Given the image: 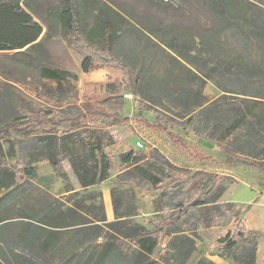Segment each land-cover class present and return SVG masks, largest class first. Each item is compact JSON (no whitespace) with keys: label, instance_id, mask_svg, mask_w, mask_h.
I'll return each mask as SVG.
<instances>
[{"label":"trees","instance_id":"16d2710c","mask_svg":"<svg viewBox=\"0 0 264 264\" xmlns=\"http://www.w3.org/2000/svg\"><path fill=\"white\" fill-rule=\"evenodd\" d=\"M191 1L202 5L215 19L214 32L219 37L223 34L229 38L232 49L223 59L217 57L216 65L206 73L199 75L187 69L191 77L199 78L202 83L210 79L212 74H218L230 85V88L225 89L216 83L224 94L196 113L191 110L192 116L187 119V124L195 132L205 128L208 133L212 131L214 123L223 117V111H226L219 109L225 102L227 93L248 97L250 100L245 103L247 111L240 112L232 120L228 130L227 138L231 136L229 143L236 145V150L228 149L216 141H209L208 134L203 133L199 138L219 148L217 156H209L191 148L169 129L168 122L147 119L139 122L164 135L172 146L194 162L224 168L248 166L264 175L263 164L253 160L259 155L264 156V0ZM84 5L97 11L93 16L94 27L89 32L84 31L81 22V8ZM125 23V18L102 0H78L76 5L63 4L59 0H0V51H14L16 60L31 67L39 80L54 83V88L42 84L40 94L52 103L53 108H66L69 111V116H65L51 108L38 111L18 108V118L0 125V140L7 141L15 134L23 140H37L32 147L37 151L38 158L32 162L45 159L58 171L62 168V160L67 159L81 188L106 181L110 166L103 149L114 144L109 128L126 125L131 120L123 115L126 100L122 95L128 91L138 98L145 90L143 82L136 77L131 67L117 58L112 51ZM144 31L158 38L166 49H170L177 57L171 56L176 63H179L178 59L189 64L196 61V57L189 53L191 42L179 43L176 38L169 37L162 39L150 28H144ZM60 32L68 35L77 49L84 54L80 64L82 73H87L92 67L112 66L121 70V79H114L115 95L98 102H87L82 108L71 101L70 92L64 89L62 83L69 79L75 80L76 75L71 71L52 68L43 62L46 54L44 40ZM86 33L99 39L96 45L88 42ZM208 37L201 42L204 47L210 45ZM245 51L253 53L256 56L254 60L246 59L249 55H245ZM205 64L204 61L203 65ZM183 97L178 96V101H183ZM141 104L144 103L141 101L139 105ZM248 104L251 105L249 109ZM243 148L249 149V153ZM20 155V161L15 163V172H11L12 176L19 181L35 177V168H26L22 163V154ZM120 159L128 170L116 175L117 182L141 185L152 192L160 193L158 205L159 210L164 213L158 224L152 229H140L131 235L120 233L122 238L117 237L115 241L109 239L100 251L85 258L83 254L74 255L71 252L70 243L67 241L72 232L56 231L75 225L83 226L84 223L76 221L82 215L74 207L60 208L56 203L50 202L27 215L28 222L17 223L14 228L2 223L3 219L0 218V264H37L30 256L38 252L51 256L52 259L59 257V264H186L197 250L195 239L191 233L184 234L176 230V227L202 210L205 211V228L217 227L220 220L225 221L221 224L226 228L225 234L216 241L217 253L211 255L220 256L234 264H255L259 233L245 228L242 223L241 218L247 204L232 201L207 204L200 196L186 192L190 178L157 169L133 152L121 154ZM121 217L115 213L116 220ZM98 221L103 223L104 216ZM120 225L122 223L119 221L104 223L110 230H117ZM101 228L96 226V229ZM88 229L81 227L78 231L86 232ZM162 235L169 236V240L162 249L161 256L152 258L151 255L161 246L158 238ZM132 245L137 246V254L132 258H123L118 248L127 249ZM194 264L214 263L204 256L198 258Z\"/></svg>","mask_w":264,"mask_h":264},{"label":"rangeland","instance_id":"374dc122","mask_svg":"<svg viewBox=\"0 0 264 264\" xmlns=\"http://www.w3.org/2000/svg\"><path fill=\"white\" fill-rule=\"evenodd\" d=\"M59 1L63 4L78 3V0ZM102 1L119 12L126 22L121 27L119 38L112 47L113 54L131 67L132 72L145 87L141 96L136 98L133 95L132 99L124 104L123 115L130 117L129 123L109 128V132L114 137V144L103 149L110 166L106 181L96 186L81 188L67 159L62 160V168L58 171H55L45 159L32 162L33 159L38 158L37 151L32 147L37 140H23L18 134L7 141L0 140V218L3 219L2 223L14 228L17 223L28 222L27 215H31L50 202L56 203V206L60 208L74 207L82 215V218H77L76 221L84 225H75L56 231L57 233L67 230L72 232V236L67 241L70 243V250L74 255L83 254L85 258L93 252L100 251L109 239L115 241L117 237L122 238L120 233L131 235L140 229H152L160 222V217L164 213L159 210V192H152L141 185L122 184L115 180L117 174L128 170L120 159L123 153L133 152L157 169L171 175L190 178L191 182L186 192L200 196L207 204H210L212 194L217 193L216 196H218L219 193H227L230 188H233V192H239L245 187L252 191L264 190V175L259 171L248 166L224 168L219 165L194 162L181 150L172 146L164 135L139 122L142 119L168 122L169 129L178 134L191 148L209 156L215 157L219 153V148L213 143L214 141L228 149L236 150V145L229 143L231 136L227 138L228 130L231 128L232 120L237 118L240 112L247 111L245 103L250 100L248 97L227 93L226 100L219 109V111L222 109L226 111H223V117L214 123L212 131L208 133L205 128L195 132L187 124V119L192 116L191 110L196 113L224 94L216 83L225 89L230 88V85L218 74H212L210 79L202 83L199 78L191 77L187 70L190 69L199 75L202 72L206 73L209 68L216 65L217 57L223 59L232 49L229 38L223 34L219 37L214 32L215 19L202 5L191 0ZM81 9L84 31L89 32L94 27L93 16L97 11L89 9L86 5ZM144 28L154 29L156 35L162 39L169 37L176 38L179 43L191 42L189 53L196 57L194 64L178 59L180 65L173 61L171 56L177 58L176 55L170 49H166L158 38L144 31ZM85 35L88 42L96 45L99 40L97 37L91 36L90 33ZM207 36H209L210 45L204 47L201 42ZM43 47L46 53L43 57L45 64L52 68L71 71L76 75L75 80L69 79L62 84L64 89L69 90L71 101L78 107L82 108L87 102L94 103L115 95L114 79L120 80L122 76L119 68L106 67V71L99 73V69L104 68L92 67L86 74H82L80 64L84 54L64 32L53 34L49 39L44 40ZM13 52L0 51V125L18 118L20 113L18 108L32 111L51 108L60 115L69 116L66 108H53L52 103L40 94L42 84L52 88L55 84L39 80L37 73L23 62H18ZM246 54L249 55L246 58L249 60H254L256 57L253 53L245 51ZM178 96H184V100L178 101ZM141 101L144 104L139 105ZM249 105L248 109L251 106ZM203 133L208 134V140L213 141L214 145L199 138V135ZM137 142H140L143 147L138 148ZM243 149L246 153L250 151L247 148ZM20 154L26 168H35V177L19 181L12 176L11 172L16 170L15 163L20 161ZM253 160L263 164L264 167V156L259 155ZM103 192L110 198V203L109 200L105 201L108 208L110 205V215H107L104 209ZM216 200L220 201V197ZM115 213L122 217L116 220ZM102 215L105 221L100 223L98 220ZM204 217L205 211L202 210L176 227V230L184 234L191 233L195 239L197 250L186 264H194L200 257L217 253L216 241L225 234L226 228L221 226L224 220H220V225L217 227L209 229L204 227ZM117 221L122 223L117 230H110L104 226V223ZM97 225L102 227L101 230L96 229ZM81 227L89 229L86 232H79ZM168 240L169 236L166 235L158 238L161 246L151 255L152 258L161 256L162 249ZM118 250L123 258H132L137 254L135 245L127 249L118 248ZM21 252L26 254L24 251ZM32 257L37 264H59L60 262L59 257L52 259L51 256H45L40 252L32 254L30 258Z\"/></svg>","mask_w":264,"mask_h":264},{"label":"crops","instance_id":"0c3cea01","mask_svg":"<svg viewBox=\"0 0 264 264\" xmlns=\"http://www.w3.org/2000/svg\"><path fill=\"white\" fill-rule=\"evenodd\" d=\"M99 68V67H98ZM97 68V69H98ZM106 71V69H99V73L102 71ZM86 74V73H82ZM116 89V88H115ZM233 188H230L227 193H219L218 196L216 194H212L210 197V204H215L216 202H234L237 204H247L248 207L245 209V212L242 216V223L244 224L245 228L249 230H253L259 233V237L257 240V251L255 254V264H264V190L259 191H252L249 188L245 187L242 188L239 192H233ZM246 190L245 192H242ZM103 201H104V209L107 215H110L111 209L110 205H108L105 200L110 203V198L103 192ZM216 196V197H215ZM217 197H220V201L216 200ZM208 201V200H206ZM110 209V210H109ZM206 258L214 264H234L221 258L220 256L216 255H206Z\"/></svg>","mask_w":264,"mask_h":264},{"label":"built area","instance_id":"2783aa9c","mask_svg":"<svg viewBox=\"0 0 264 264\" xmlns=\"http://www.w3.org/2000/svg\"><path fill=\"white\" fill-rule=\"evenodd\" d=\"M122 97L127 101L132 99V94L131 93H123ZM136 145L138 146V148H142L143 145L140 142H137Z\"/></svg>","mask_w":264,"mask_h":264},{"label":"bare ground","instance_id":"6f19581e","mask_svg":"<svg viewBox=\"0 0 264 264\" xmlns=\"http://www.w3.org/2000/svg\"><path fill=\"white\" fill-rule=\"evenodd\" d=\"M106 200H107V199H106ZM106 200H105V201H106ZM105 203H106V202H105ZM109 210H110V209H109Z\"/></svg>","mask_w":264,"mask_h":264}]
</instances>
